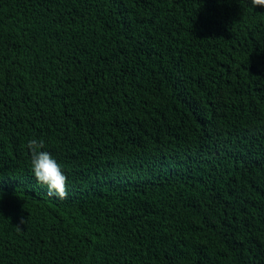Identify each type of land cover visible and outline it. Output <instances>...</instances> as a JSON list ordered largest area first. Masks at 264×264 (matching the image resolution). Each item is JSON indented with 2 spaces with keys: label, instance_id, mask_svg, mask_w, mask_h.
I'll return each instance as SVG.
<instances>
[{
  "label": "trees",
  "instance_id": "trees-1",
  "mask_svg": "<svg viewBox=\"0 0 264 264\" xmlns=\"http://www.w3.org/2000/svg\"><path fill=\"white\" fill-rule=\"evenodd\" d=\"M0 264H264V8L0 0Z\"/></svg>",
  "mask_w": 264,
  "mask_h": 264
},
{
  "label": "clouds",
  "instance_id": "clouds-1",
  "mask_svg": "<svg viewBox=\"0 0 264 264\" xmlns=\"http://www.w3.org/2000/svg\"><path fill=\"white\" fill-rule=\"evenodd\" d=\"M252 8H264V0H248ZM30 152L31 171L35 180L47 187L49 197H57L61 200L67 198V177L61 165L47 151L43 139H30L26 145ZM21 224L25 223L22 219ZM19 230V228H17Z\"/></svg>",
  "mask_w": 264,
  "mask_h": 264
}]
</instances>
